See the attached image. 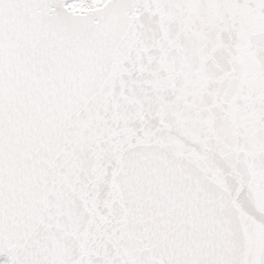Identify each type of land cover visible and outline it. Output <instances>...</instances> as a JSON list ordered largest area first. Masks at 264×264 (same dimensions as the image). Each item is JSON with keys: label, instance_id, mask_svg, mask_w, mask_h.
Segmentation results:
<instances>
[{"label": "snow or ice", "instance_id": "1", "mask_svg": "<svg viewBox=\"0 0 264 264\" xmlns=\"http://www.w3.org/2000/svg\"><path fill=\"white\" fill-rule=\"evenodd\" d=\"M0 264H264V0H0Z\"/></svg>", "mask_w": 264, "mask_h": 264}]
</instances>
